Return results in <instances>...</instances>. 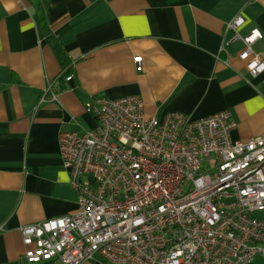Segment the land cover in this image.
<instances>
[{"label":"crops","instance_id":"0c3cea01","mask_svg":"<svg viewBox=\"0 0 264 264\" xmlns=\"http://www.w3.org/2000/svg\"><path fill=\"white\" fill-rule=\"evenodd\" d=\"M253 29L263 37L252 51L264 58V0H0V264H28L22 227L75 210L59 134L96 127L93 96H138L157 118L229 111L233 140L262 134L264 70L252 76L250 58H239ZM50 39L71 82L58 79Z\"/></svg>","mask_w":264,"mask_h":264},{"label":"built area","instance_id":"2783aa9c","mask_svg":"<svg viewBox=\"0 0 264 264\" xmlns=\"http://www.w3.org/2000/svg\"><path fill=\"white\" fill-rule=\"evenodd\" d=\"M242 23L237 17L230 27ZM262 37L253 29L241 39L239 58H250L252 76L264 70V58L252 51ZM134 61L140 66V57ZM86 109L94 129L59 134L76 208L21 228L28 264H83L95 255L106 264H249L264 257V132L233 140L229 111L196 120L180 112L148 117L134 95L93 96Z\"/></svg>","mask_w":264,"mask_h":264},{"label":"trees","instance_id":"16d2710c","mask_svg":"<svg viewBox=\"0 0 264 264\" xmlns=\"http://www.w3.org/2000/svg\"><path fill=\"white\" fill-rule=\"evenodd\" d=\"M49 41L52 45L54 52L58 56V60H59L60 65L62 67V71H61L58 79L60 80L61 83H63L65 80V76L71 73L69 63H67L66 60L64 61V59L62 57V47H61L60 43H58L57 41H55L53 39H50Z\"/></svg>","mask_w":264,"mask_h":264}]
</instances>
